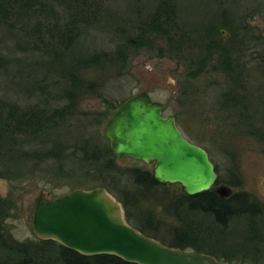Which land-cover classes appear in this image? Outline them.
Instances as JSON below:
<instances>
[{"label": "rangeland", "instance_id": "rangeland-1", "mask_svg": "<svg viewBox=\"0 0 264 264\" xmlns=\"http://www.w3.org/2000/svg\"><path fill=\"white\" fill-rule=\"evenodd\" d=\"M89 1L93 4L98 2L104 15L99 18L95 28H92L93 25L82 27L87 30L63 56L65 60L78 58L87 52L91 55L99 51H113L126 29L127 35L131 38L140 37L139 32L134 30L138 24L136 22L138 12L134 11L141 7L143 13H147L156 2V0ZM176 3L183 6L178 14L179 23L181 21L186 30L197 33H191L186 37L180 30H173L167 36L150 32L148 37L153 39L152 47L129 51L125 66L107 63L81 67L80 76L88 82H96L98 87L96 92L90 91L79 95L76 102V119L69 124L73 128L75 126L74 129L77 130L74 131L77 135H74L84 138L87 145L97 142L110 143L105 135L108 119L97 125L90 123L93 121L92 117L99 111L113 112L114 109L110 108L106 99L113 102V105H120L134 94L148 93L153 100L165 105V114L176 117L177 124L186 138L208 151L211 160L218 167L219 178L223 181L221 184L228 185L233 192L252 194L264 205V140L257 133H253L257 127L263 126L260 118H264V100L253 98L250 100L249 110L255 116L251 118H247L241 109L234 107V104L223 105L228 79L223 71L212 70L217 63L218 55L216 52L215 57L214 54H209L212 57L200 66L198 59L204 58L208 53L203 47L207 41L202 40L201 44H197L194 40L199 36L198 33L203 34L201 29L217 25L221 20L218 12L222 11V7L229 5L232 13L231 26L239 28L240 33L246 36L247 64L243 72L247 78L248 91L254 97H263L264 0H176ZM55 8L52 15L49 13L39 15V21L47 24L48 17L53 16L52 21L59 20L60 17L62 24L69 18L65 8L62 6ZM36 21L37 19H32L28 22L33 24ZM18 30H21L18 26H13L7 33L6 29H0V54L15 59L37 57L39 54L31 56L30 53H22L14 46L16 35L21 34ZM224 34H217L214 37L210 35L208 40L215 39L225 43L228 48L231 45V49H234L236 40L230 38L227 32ZM8 75L10 77L4 75L0 82V98L12 100L23 106L37 101V97L28 95L16 84L20 81V72L18 73L16 66L11 67ZM49 77L50 82H55L53 93H59L58 99L51 101L52 105L66 103L65 99L59 100L63 85L58 83L57 74L51 72ZM34 81L32 76L26 79L25 83L29 82V86H32ZM95 136L98 138L97 142H93L92 138ZM115 163L119 169L112 173L113 177L108 181L109 186L102 185L91 173L89 177L82 178V170L80 167L77 168L78 164L69 162L66 163V171L70 174L68 177H54L52 172L44 168L46 164H43L35 178H29L21 183L12 184L0 178V195L16 204L12 216L4 220L0 226V236L11 247L17 246L18 242L37 239L33 215L41 193L46 199H53L74 189L102 186L123 205L127 220L130 218L135 226L142 228L153 238L162 239L166 245L180 240L185 225L175 210L174 203L184 192L182 186L177 183L157 184L149 194L137 197L135 205L134 203L126 205L121 198L123 188L133 190L128 179V169L140 167L153 171L154 163H145L129 157L116 158ZM43 169L46 171L43 172ZM79 181L80 184H77ZM203 223L204 226L208 225L205 219ZM228 231L223 234L219 232L212 234L218 253L226 254L228 257L246 256L249 260L264 264V221H261L251 233L248 229V220L236 218ZM249 234L253 235L251 239H247ZM209 240L210 237L207 242ZM193 250L186 248L183 251ZM17 258L14 252L0 248V261L6 260L13 264Z\"/></svg>", "mask_w": 264, "mask_h": 264}, {"label": "trees", "instance_id": "trees-1", "mask_svg": "<svg viewBox=\"0 0 264 264\" xmlns=\"http://www.w3.org/2000/svg\"><path fill=\"white\" fill-rule=\"evenodd\" d=\"M177 3L176 0H156L147 13H143V9L138 7L134 11L139 15V17L136 16L138 24L134 30L139 32L140 37L131 38L127 35L128 29H126L123 38L113 51H99L91 55L87 52L78 58L65 60L63 56L87 30L82 27L93 25L92 28H95L99 18L104 15L102 6L98 2L93 4L89 0H0V29H6L7 33L13 26H18L21 34L16 35L14 46L22 53H30L31 56L39 54L29 59H15L9 55L0 54V82L4 75L10 77L8 74L14 65L18 73L20 72V81L16 84L28 95L37 97V101L24 106L12 100L0 98V178L12 184L21 183L29 178H35L43 168V164H46L44 168L52 172L54 177H68L70 174L66 171V163L69 162L78 164L77 168L80 167L82 170V178L89 177L91 173L102 185L109 186L108 181H111L112 173L119 169L115 163L118 157L112 153L110 143H98V138L95 136L92 139L97 143L87 145L84 138L75 136L77 134L74 131L77 132V130L74 129L75 126L73 128L69 124L76 119V102L79 95L90 91L96 92L98 87L96 82H88L82 78L79 71L83 66L94 64L113 63V65L125 66L129 51L152 47L153 39L148 37L150 32L167 36L173 30H180L186 37L191 33H197L186 30L181 21L179 23L178 14L183 6L181 4L178 6ZM55 6L65 8L69 18L62 24L60 17L59 20L52 21L53 16L48 17L47 24L39 21V15L48 13L52 15ZM221 10L218 12L220 22L201 29L203 34L198 33V39H194L197 44H201L202 40L207 41L203 47L208 53L204 58L198 59L199 64L203 65L212 57L209 54L216 52L218 60L212 70L213 72L223 71L228 79L223 105L234 104V107L241 109L247 118L255 117L249 110L248 104L252 98L264 100V95L254 97L248 91L247 78L243 72L247 64L246 36L240 33L239 28L231 26L230 6H224ZM32 19L37 21L33 24L28 22ZM43 29L46 31L44 32ZM224 32L236 40L234 49H231V45L228 48L224 45L225 43L215 39L208 40L210 35L211 37L217 34L225 35ZM51 72L57 74L58 83L63 85L59 100L65 99L66 103L62 105L53 106L51 103L59 96V93L55 94L52 91L55 82L49 81ZM32 76L35 81L32 86H29V82H25ZM106 102L112 110L114 109L113 112L119 106L113 105V102L107 99ZM113 112L99 111L92 117L93 121L90 123L99 125L109 119ZM260 119L264 126V118ZM248 124L251 126L250 122ZM263 126L257 127L253 133H257L264 140ZM47 166L50 169L46 168ZM215 167L218 172V167ZM127 172L133 190L123 188L121 198L126 205L128 203L135 205L137 197L149 194L151 189L160 184L154 179L150 170L134 167ZM221 183L223 181L218 178L217 185ZM14 208H16L14 201L0 195V226L4 220L12 216ZM174 208L185 229L181 237H178L180 240L168 246L183 250L192 248L193 251H200L218 260L223 259L235 264H259L246 256L228 257L226 254L218 253L212 238L213 233L229 232L230 225L236 218H246L251 233L261 221H264V205L254 195L236 192L225 199L212 190L194 196L183 192L175 201ZM128 219L135 226L133 221ZM203 219L207 226H204ZM135 227L150 236L142 228ZM252 236L249 234L247 239H251ZM209 237L210 240L207 242ZM157 239L164 243L162 239ZM0 248L17 255L18 258L13 261V264H137L127 262L115 254L84 255L53 239L38 237L35 240L18 242L17 246L11 247L0 236ZM49 253L53 254L49 255ZM0 264L12 263L1 260Z\"/></svg>", "mask_w": 264, "mask_h": 264}, {"label": "water", "instance_id": "water-1", "mask_svg": "<svg viewBox=\"0 0 264 264\" xmlns=\"http://www.w3.org/2000/svg\"><path fill=\"white\" fill-rule=\"evenodd\" d=\"M164 112L165 105L148 93L125 99L105 127L112 153L154 163L158 183L180 184L190 196L209 190L230 196L231 187L217 185L219 174L208 151L186 138L176 117ZM33 224L38 238L53 239L84 255L115 254L137 264H235L147 236L127 220L123 205L102 186L74 189L53 199L41 193Z\"/></svg>", "mask_w": 264, "mask_h": 264}, {"label": "flooded vegetation", "instance_id": "flooded-vegetation-1", "mask_svg": "<svg viewBox=\"0 0 264 264\" xmlns=\"http://www.w3.org/2000/svg\"><path fill=\"white\" fill-rule=\"evenodd\" d=\"M164 114H165V112H164ZM165 115H170V114H165ZM171 115H172V114H171ZM210 158H211V157H210ZM212 162H213V161H212ZM215 166H216V165H215ZM233 193H236V192H233ZM233 193H232V194H233ZM232 194H231V195H232ZM231 195H230V196H231ZM230 196H228V197H222V198L227 199V198H229Z\"/></svg>", "mask_w": 264, "mask_h": 264}]
</instances>
